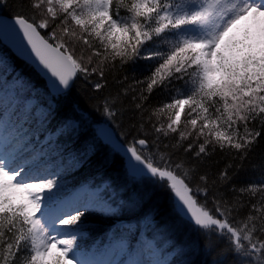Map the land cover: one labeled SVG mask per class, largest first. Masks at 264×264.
<instances>
[{
    "label": "snow or ice",
    "instance_id": "obj_1",
    "mask_svg": "<svg viewBox=\"0 0 264 264\" xmlns=\"http://www.w3.org/2000/svg\"><path fill=\"white\" fill-rule=\"evenodd\" d=\"M12 19L18 49L55 93L79 77L95 92L108 90L96 107L114 127L101 135L133 186L167 189L174 217L209 251L223 242L229 264H264V172L233 183L264 136V0H16ZM9 98L0 264H175L159 242L123 230L85 248V214L114 217L125 204L108 187L65 192L61 141L79 136L82 118L50 128L51 105L33 120L30 102L18 111L21 102ZM89 153L92 143L81 159ZM217 156L226 162L213 171ZM114 250L125 258L110 259Z\"/></svg>",
    "mask_w": 264,
    "mask_h": 264
},
{
    "label": "trees",
    "instance_id": "obj_2",
    "mask_svg": "<svg viewBox=\"0 0 264 264\" xmlns=\"http://www.w3.org/2000/svg\"><path fill=\"white\" fill-rule=\"evenodd\" d=\"M0 3L4 4L3 7H0V13L13 17L16 0H0ZM0 58L4 61L1 69L4 71L5 81L7 85L16 90L17 99L22 101V98L26 97L33 100V120L36 119L38 111H46L48 105H51L55 112V119L51 121L50 128H56L67 118H82V123H80V119H77V123H80L79 136L72 139L64 138L61 141L68 148V152L63 157L59 175L66 193L70 194V192L79 189L81 183V186L85 184L108 187L112 193L113 191L119 192V197H116L118 203L132 202L136 214L139 213L132 215V220L137 223V227L142 225L141 234L145 238L154 240L153 237H148L151 233L147 232L146 226L153 227L156 232L167 233L170 261L174 260L175 264H229L232 259L231 255H221V249L224 247L223 242L214 251L206 249L202 238L190 226L174 221L173 213L170 210V193L167 189L152 183L133 186L125 176L121 158L97 137L96 125L107 121L97 110L96 105L98 98L106 95L108 90L95 92L89 88V84L84 78L79 77L74 80L66 93L52 96L49 94L43 78L33 67L19 60L2 43H0ZM145 66L141 63L137 75ZM155 99L154 97L153 102ZM4 100L5 98L1 97L0 103H3ZM22 105L19 111L23 109ZM29 126V123L24 125L26 129ZM31 126L35 127V124L33 123ZM118 133L119 130H117ZM88 143L95 145V154L89 153L87 157L81 159L84 156V146ZM74 157L79 158L78 163L72 160ZM217 160L220 162L213 168V171L222 168L226 162L219 156L213 158L214 163ZM262 172H264V136L260 138L249 154L243 167L233 176V183L237 186L246 184L259 179ZM127 197H131V199L128 200ZM123 209L118 210L114 217L96 211L86 213L82 218L84 235L80 238V243L85 248H93L95 244L100 246V241L108 235L114 237L111 231V234H106L109 232V226L115 222L119 225L126 224ZM140 213L145 215H140ZM150 215L161 222L159 224L151 222L147 218Z\"/></svg>",
    "mask_w": 264,
    "mask_h": 264
},
{
    "label": "bare ground",
    "instance_id": "obj_3",
    "mask_svg": "<svg viewBox=\"0 0 264 264\" xmlns=\"http://www.w3.org/2000/svg\"><path fill=\"white\" fill-rule=\"evenodd\" d=\"M66 92H63L61 94H64ZM59 95V94H57ZM72 160H74L76 163L79 162V158L77 157H74ZM82 183L80 184V187H81ZM85 184H83L84 186ZM95 187V186H93ZM103 187V186H101ZM114 195L116 197H119V192H115L113 191ZM118 203V202H117ZM126 203V201L124 202V204ZM170 210L172 211V202L170 201ZM133 204L132 202H129L127 201L126 205H125V209H123V217H124V222L126 223L125 225H119L115 222V224L109 226V232H107L106 235L108 234H111V232L114 234V233H117L118 230H123V234L126 235V236H131L133 234H135L138 238L140 237L141 235V227L142 225H139L137 227V223L134 222V220H132V215H138L139 213L136 214L134 208H133ZM173 213V212H172ZM144 213H140V215H143ZM145 215V214H144ZM147 217V216H146ZM174 217V214L173 216ZM151 222L155 223V224H159L161 221L155 219V217L152 215H150L149 217H147ZM174 221H177L178 223H181L179 220H177L175 217L173 218ZM147 228V232L151 233L150 235H148V237H153L155 241L159 242L160 246L163 247V248H166L169 252L170 250V246L168 245V242H167V238H166V234L164 231H161L160 232H156L154 231V228L153 227H150V226H146ZM128 230H131V231H128ZM111 231V232H110ZM105 235V233H103ZM164 234V235H163ZM105 235V237H106ZM145 238V236H144ZM147 239V238H146Z\"/></svg>",
    "mask_w": 264,
    "mask_h": 264
},
{
    "label": "water",
    "instance_id": "obj_4",
    "mask_svg": "<svg viewBox=\"0 0 264 264\" xmlns=\"http://www.w3.org/2000/svg\"><path fill=\"white\" fill-rule=\"evenodd\" d=\"M12 18H13L12 16H6L4 14H0V42L3 45H5L19 60H22L26 64H29L31 67H33V69L43 78L45 85L47 86L50 94L54 96L57 95V93H55L51 88L48 76L44 75V73L40 70V68L36 64H33L31 61L27 60L25 56L21 54V51L18 49L20 40L17 39L16 33L13 31V19ZM111 127L112 125H109L106 122L100 123L97 127L98 137L104 140L103 136L101 135V130L109 129ZM104 142L106 143L105 140Z\"/></svg>",
    "mask_w": 264,
    "mask_h": 264
},
{
    "label": "rangeland",
    "instance_id": "obj_5",
    "mask_svg": "<svg viewBox=\"0 0 264 264\" xmlns=\"http://www.w3.org/2000/svg\"><path fill=\"white\" fill-rule=\"evenodd\" d=\"M4 75H5L4 71H2L1 66H0V82L5 81ZM0 93H1L0 98L1 97L5 98L4 102L0 103V104H2L0 107V113L2 112L1 114H3V119H0V150H2L3 149V139L2 138L4 135V131L7 127L11 126L12 120L14 119V116H13L14 105H13V101L9 98V96H10V94L16 95V90L12 86L8 85L7 92H0ZM21 102H22L21 104H23V105L26 103H29V102L31 104H33V100H31L30 98H26V97H23ZM16 110L19 111V109H16ZM116 238H118V237H116ZM113 239H114L113 236L108 235V237H106L104 240L100 241V243L102 246H104L110 240H113ZM97 245L98 244H95L94 247H96ZM109 258L114 260V261H119V260L125 258V254L122 253L120 250H116L111 254V256Z\"/></svg>",
    "mask_w": 264,
    "mask_h": 264
}]
</instances>
